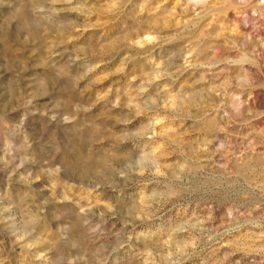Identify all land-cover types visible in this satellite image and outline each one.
Here are the masks:
<instances>
[{"label": "rangeland", "instance_id": "374dc122", "mask_svg": "<svg viewBox=\"0 0 264 264\" xmlns=\"http://www.w3.org/2000/svg\"><path fill=\"white\" fill-rule=\"evenodd\" d=\"M0 264H264V0H0Z\"/></svg>", "mask_w": 264, "mask_h": 264}]
</instances>
